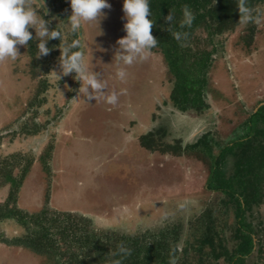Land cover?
Returning a JSON list of instances; mask_svg holds the SVG:
<instances>
[{
	"label": "rangeland",
	"instance_id": "obj_1",
	"mask_svg": "<svg viewBox=\"0 0 264 264\" xmlns=\"http://www.w3.org/2000/svg\"><path fill=\"white\" fill-rule=\"evenodd\" d=\"M108 2L111 8L102 10L105 16L84 24L80 47L89 72L98 73L106 84L96 99L89 101L78 93L80 82L73 75H60L64 44L52 59H48L51 54L40 56L42 63L37 66V56L32 57L27 46H17L15 60L0 61V165L14 158L22 165L33 162L8 207L11 186L2 185V168L0 219L16 204V209L30 215L47 211L41 214L42 222L52 225L53 233L55 226L76 225L79 233H126L147 244L179 227V250L191 249L198 220L204 214L207 218L216 204L215 194L206 189L209 165L199 153L175 156L158 149L151 153L140 144V137L157 130L162 146H175L177 152V143L192 145L208 134L223 145L249 134V114L264 106V3L256 8L257 19L248 20L247 14L235 30L223 31L212 41L206 30L196 32L203 50L216 47L218 53L208 76L210 109L189 115L169 101L173 79L158 50L147 51L131 65L115 59L116 41L126 35V21L123 0ZM30 3L39 6V0ZM61 3L65 4L44 0L43 11L62 31L71 33L67 24L71 12ZM48 61L55 65L45 73ZM119 71L125 73L123 78ZM42 87L45 90L38 95ZM113 93L117 99L110 104ZM227 162L230 175L233 158L227 157ZM20 170L15 168L14 176H20ZM218 213L212 216L221 220ZM247 217L260 227L264 205ZM232 232L226 231L227 238ZM29 233L15 219L0 220V264H48L26 247L34 244L35 235ZM22 235L29 237L26 246L13 245ZM256 259L255 264H263L262 257Z\"/></svg>",
	"mask_w": 264,
	"mask_h": 264
},
{
	"label": "trees",
	"instance_id": "obj_2",
	"mask_svg": "<svg viewBox=\"0 0 264 264\" xmlns=\"http://www.w3.org/2000/svg\"><path fill=\"white\" fill-rule=\"evenodd\" d=\"M263 3L264 0H149L152 34L157 39L151 51L158 50L163 60L165 59L169 76L173 79L169 101L175 109L189 115L192 112L203 115L210 109L206 99L208 76L212 59L218 49L213 47L210 51L206 48L203 50L202 43L195 38L196 32L206 30L212 41L223 31L235 30L247 14L250 15L248 20L257 19L259 15L256 8ZM61 4L65 10V4ZM34 8L38 9L39 6L34 4ZM39 11L38 14L47 22L49 31L56 28L62 31L44 14L43 9ZM61 13L65 14L63 10ZM169 15L172 16L171 21L167 20ZM189 20L190 23L187 22ZM29 30L34 39L26 46L34 57L38 51V39L35 40V29ZM62 32V42L59 39L47 41L46 46L51 49V57L48 59L57 56L62 45L67 48L71 43L69 41L73 40L72 33ZM75 51H80V48L69 49V54ZM36 58L37 66L42 63L39 61L42 57ZM52 63H45V73H49L51 67H54L55 63ZM71 75L75 76V73ZM44 90L45 87H42L38 95ZM248 123L249 134L239 141L223 145L214 141L208 134L192 145L184 147L177 143V152L175 146H162V141L158 139L162 137L157 130L140 137V144L151 153L157 149L165 155L171 153L175 156L199 153V157L209 165L206 189L215 194L216 204L208 210L207 218L204 214L198 220L191 249L179 250V227L164 233L161 239L155 238L154 242L147 244L126 233L109 234L91 230L84 234L79 233V227L76 225L70 229L55 226L57 231L53 233V226L44 225L42 222L41 214L46 212L47 215V211L30 215L16 209V204L0 220L15 219L18 224L28 229L30 236L35 235L34 244L31 246H26L29 237L26 239L23 235L21 239L13 240V245L26 246L36 251L39 258L47 259L48 264H255L258 261L256 257H262L264 261V223L260 221L261 226L255 227L254 222L247 217V214L253 216L254 210L264 205V106L249 114ZM227 157L233 158L230 175H227L226 171L229 164ZM46 159L47 156L41 157L42 161ZM13 161L8 163L5 160L0 165V174L3 173V167L5 172L2 185L11 186L8 200L5 202L7 207L15 202L16 193L33 164L31 160L25 165L16 158ZM18 166L21 167V174L14 176L13 171ZM214 211L216 214L219 212L221 220L213 218ZM51 221L54 223L55 219ZM228 229L233 231L231 239L226 236ZM67 237H70V244L68 239L66 240Z\"/></svg>",
	"mask_w": 264,
	"mask_h": 264
},
{
	"label": "clouds",
	"instance_id": "obj_3",
	"mask_svg": "<svg viewBox=\"0 0 264 264\" xmlns=\"http://www.w3.org/2000/svg\"><path fill=\"white\" fill-rule=\"evenodd\" d=\"M71 15L67 24L75 37L67 48L61 49L60 75L67 76L75 73L74 80L80 82L78 93L90 101L96 99V94L103 93L106 88L104 79L99 74L86 67L80 51L71 52L69 49L80 48L83 45V28L86 22L99 21L105 16L103 9H110L108 0H68ZM44 0H39V8H34L30 0H0V61L15 60L19 55L17 46H26L34 37L29 29H35L37 43V57L47 56L51 49L46 46L47 41L59 39L63 41V32L58 28L49 31L47 22L38 14L43 9ZM123 17L126 21L123 30L126 33L116 41L118 49L115 59L125 65H131L135 60L144 58L147 51L155 47L157 39L152 34L153 23L149 19L151 10L149 0H123ZM44 14L47 11L44 10ZM188 14L186 13V16ZM167 20L171 21L169 15ZM190 23V20L187 21ZM60 79V75H57ZM118 77L123 78L125 73L119 71ZM91 89V92L89 91ZM113 93L108 97V103L116 102Z\"/></svg>",
	"mask_w": 264,
	"mask_h": 264
},
{
	"label": "water",
	"instance_id": "obj_4",
	"mask_svg": "<svg viewBox=\"0 0 264 264\" xmlns=\"http://www.w3.org/2000/svg\"><path fill=\"white\" fill-rule=\"evenodd\" d=\"M63 1H64L65 5L67 6L68 10L71 12L70 5H69L68 0H63Z\"/></svg>",
	"mask_w": 264,
	"mask_h": 264
}]
</instances>
